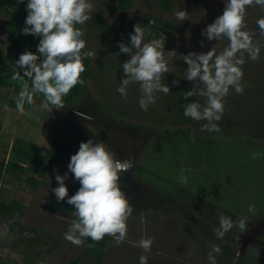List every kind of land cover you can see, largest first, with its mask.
<instances>
[{"label": "rangeland", "instance_id": "374dc122", "mask_svg": "<svg viewBox=\"0 0 264 264\" xmlns=\"http://www.w3.org/2000/svg\"><path fill=\"white\" fill-rule=\"evenodd\" d=\"M168 1L172 8L159 0H132L127 9L110 12L109 7L116 6L119 0L108 4L89 0L93 9L88 14L95 17L103 13L109 26L97 30L92 18L82 25L84 50L94 55L90 57L92 71L85 80L83 98L74 106L50 111L41 107L44 97L36 94L33 104L25 103V111L21 113L11 105L19 94L17 88L0 86V199L17 208L7 214L0 212V264H140L141 255L147 256V264H210L208 252L213 244L221 248L219 254L214 253L216 264H264L255 257L257 248L264 247L261 197L253 192L254 198L242 195L239 200L235 198L238 203L232 202V192L223 194L221 183L219 189L213 182H205L200 167L209 161L206 156L201 158L204 150L198 138L200 134L211 133L200 130L207 121L180 124L174 112L177 101L183 108L186 103L196 101L205 104L204 97L188 100L183 97L193 83L184 79L188 65L182 56L190 52L206 53L216 44L219 53L228 45L227 38L209 41L202 34L223 14L225 0ZM26 9L27 3L22 10L23 24L28 15ZM182 10L187 17L179 21L176 13ZM149 16L160 28L161 36L153 34L155 38L164 39L165 51H175L176 55L169 61V72L163 77L170 92L167 95L156 92V103L144 111L139 105L142 93L138 83L129 85L126 98L117 91L124 78L122 64L130 59L120 52L118 44L131 46V30L134 31L137 23L145 28ZM260 18H264V8L256 5L247 8L246 30L254 33V42H260V56L254 62L245 54L242 66L245 91L240 95L230 89L223 114L233 125V132L244 140L251 139L254 150L258 149L256 144L264 145V37L256 23ZM151 38L146 35L145 42ZM174 81L179 83L174 84ZM93 101L98 103L101 112L93 111ZM173 129L188 134L181 137L177 145L165 139L166 133ZM227 129L231 126H225L224 131ZM193 132L199 133L195 134L197 143L188 139ZM228 138L231 137L225 135L221 139L225 146L230 144ZM89 140L106 143L116 159L129 160L140 167L137 171L131 168L123 173L125 189H129L128 200L134 208L127 222V238L120 244L112 239L99 262L94 255L85 254V240L82 246H77L65 239L74 219L73 212L54 208L58 203L67 202V197L58 202L52 192L59 186L54 169H58L61 176L68 174L69 193L81 187L69 172L68 164L80 144ZM154 149L156 156L152 155ZM54 152L61 156L51 164L53 157L49 154ZM29 155L48 156L38 161L26 157ZM229 158L221 157L220 162L214 160L216 163L209 167L216 170L224 163L223 168L228 169L223 175L228 176L238 170L233 166L242 164L237 160L228 166ZM11 161L19 162L24 170L8 172L5 165ZM181 167L185 169L187 183H181L176 178L178 175L173 174L176 171L180 176ZM32 178L40 184L36 186ZM207 195L211 201L205 199ZM222 202L232 215L238 214L234 217L226 214L233 221L247 217L246 231L233 228L223 239L216 238L218 216L225 215L216 206L224 205ZM250 204L255 205V213H249ZM209 226L211 230L207 234ZM145 237L154 238L147 253L136 246Z\"/></svg>", "mask_w": 264, "mask_h": 264}, {"label": "clouds", "instance_id": "9594fccd", "mask_svg": "<svg viewBox=\"0 0 264 264\" xmlns=\"http://www.w3.org/2000/svg\"><path fill=\"white\" fill-rule=\"evenodd\" d=\"M19 2L23 3L24 0ZM253 5L264 8V0H225L223 14L209 24L202 34L209 41L227 38L228 45L219 53V45L216 44L206 53L190 52L182 56L188 65L184 79L193 83L192 89L183 93L184 99L196 96L206 98L204 105L198 101L184 105L185 117L195 121H207L201 131H220L215 122L222 119L225 98L230 89L240 95L245 91L246 86L242 83L245 54L254 62L259 59L260 42L253 41L254 33L246 30L245 23L246 10ZM92 9L93 4L89 0H28V15L22 34L42 37L37 46L41 56L26 50L16 61L11 78L21 81V90L16 99L19 112L24 113L25 103L33 104L36 94L44 97L42 108L50 111L54 108L63 109V98L77 84L85 83L81 79V74L86 71L83 60L94 53L82 52L86 41L82 39L83 31L76 25H83L91 19L88 13ZM186 17L187 13L183 10L176 13L179 21ZM152 23L154 22H149ZM256 23L260 35L264 37V18L258 19ZM146 35L152 37L147 42ZM130 39L131 46L123 42L118 44L120 52L127 54L130 59L122 64L124 78L117 91L126 98L129 85L138 83L142 93L139 105L142 110L147 111L149 105L156 103V92L165 95L170 92L163 77L169 72V61L175 57L176 52H166L164 39L155 38L139 23L134 25V33L130 34ZM24 77L31 79V88L24 82ZM178 83L174 81V84ZM191 138L194 140V132ZM259 155L254 153L253 158H258ZM132 167L129 160L116 159L106 143L93 140L82 142L79 151L71 156L68 164L69 172L81 185L71 197L66 187L68 174L61 176L58 169H54L59 186L52 189V192L58 202L68 197L67 203L75 208L74 219L65 233L66 240L82 246L84 238L99 242L107 235L116 244L127 238V222L132 217L134 208L122 192L118 181L120 174L122 178L123 173ZM184 171L181 167V175L178 177L181 183H187L188 178L183 174ZM255 210V205L248 206L249 213H255ZM218 220L219 226L214 233L217 239H223L233 228L241 232L247 230L245 216L233 221L231 217L220 214ZM153 242L154 238L145 237L136 246L147 253L150 252ZM220 252L218 245H211V251L208 252L210 264H216L214 253ZM140 264H147V256L141 255Z\"/></svg>", "mask_w": 264, "mask_h": 264}, {"label": "trees", "instance_id": "16d2710c", "mask_svg": "<svg viewBox=\"0 0 264 264\" xmlns=\"http://www.w3.org/2000/svg\"><path fill=\"white\" fill-rule=\"evenodd\" d=\"M101 3H110L112 0H98ZM161 4L166 5L168 8H172V4L169 3L168 0H159ZM132 0H119V3L116 6L109 7V11L113 12L114 10H124L127 9V7L130 5ZM28 3V0H24L23 3H20L19 0H0V86L4 87H15L20 92L21 90V81L13 80L11 77L14 75V68L16 61L19 60L20 55H22L26 50L31 51L33 54L37 56H41V54L37 50V46L42 39V37H37L33 35H23L22 29L24 28L25 24L22 23V10L24 6ZM93 26L97 30L106 29L109 26V23L106 21V18L103 13H98L97 16L91 17ZM154 22L155 20L152 17H148L146 22L148 25L145 27L148 29L152 34H157V36H161L160 28L158 25L152 23L149 24V22ZM91 25V22H90ZM77 28H80L82 30V25H76ZM131 33H134L133 29L131 30ZM83 39V37H82ZM131 42V39H130ZM129 46V45H128ZM82 52H85L83 49ZM83 63L85 65L86 71L81 74V79L84 81L90 76V73L92 71V59L90 57H85L83 60ZM19 71V69H16ZM21 75L23 73L21 72ZM24 82L29 84V87L31 88V79L28 77H24ZM85 83L83 85L77 84L70 93L63 98L64 107H71L74 106L77 102L81 101L84 94V87ZM43 97L42 94H39ZM18 97V96H17ZM17 97H14L11 101V105L13 107H17L16 99ZM176 109L174 112H177V119L179 120L180 124H184L187 122H192V118L185 117L184 116V108L181 106V103L178 101L175 103ZM150 108H153L150 107ZM92 109L95 112H101L102 110L99 109V105L97 102L93 101ZM156 113V111H155ZM157 115H162L158 111L156 113ZM154 115V114H153ZM156 115V116H157ZM218 124L220 131L219 132H211L207 136H203L200 134V137L198 138V141L194 138L195 143H201V147L203 148V153L201 158L206 156V160L209 162L206 166L200 167L201 170V177L205 182H213L219 189H221V186L219 185L221 183L222 185V193H230L232 192V202H239V198L242 195H247L248 197L245 198H254L255 193L258 192L259 198L261 197L262 204L264 203V145H259L258 149L254 150L252 149V145H254L253 142H251V139L244 140L242 139L238 134L233 132L234 129L231 122L225 117L222 116V119L218 122H215ZM226 123V124H225ZM225 126H231V129L225 130ZM170 128V127H168ZM174 130V129H173ZM231 130V131H230ZM172 131V130H170ZM168 131L166 133V138H169L168 143L171 142V145H177L180 143L181 137L184 135H188L184 132H182L180 129H175L174 131L170 132ZM195 134H199L198 132ZM242 133H240L241 135ZM190 135V134H189ZM193 135V134H192ZM228 135L231 137L229 139L230 144L226 146H230L229 149H225L226 146L223 143V136ZM259 137V136H258ZM257 138V137H255ZM264 138V137H263ZM188 139L193 140L190 137ZM258 139V138H257ZM259 140V139H258ZM262 140V139H261ZM193 142V141H192ZM14 152L15 147H14ZM254 153H259L258 158H253ZM158 153L155 151V149L152 152L153 156H156ZM53 157V159L50 161L51 164H54L56 161V158H60V154L58 152H54L53 154H49ZM48 156V155H46ZM45 157L41 156H35V155H29L26 157L34 158L38 161H44ZM230 156L228 160V166L230 165V162L234 161H242V164L239 166H233L238 167V170H234L232 174H228V176H224L223 173L228 169L223 168L222 165L225 166L224 163L218 167V169L214 170L213 168H210L209 166H213L214 163H216L214 160L220 162L221 157H227ZM242 159V160H241ZM212 162V163H211ZM4 167V164H3ZM244 169H241V168ZM5 168L8 172H14L16 170H24V167L19 165V162H8L5 165ZM135 171H137L140 167L139 165H133ZM226 169V170H225ZM189 170V169H188ZM179 171V170H177ZM216 171V172H214ZM173 174L178 175L179 173L176 171H173ZM175 178V181L177 179ZM126 177H122L118 183L121 187L122 192L126 194L127 199L129 198V189H125L124 180ZM36 186H38L40 183L34 178L30 179ZM243 183H246L248 186L243 185ZM253 188H251V187ZM246 188V189H244ZM189 190V189H186ZM255 192V193H253ZM76 192L69 193V197L74 195ZM244 193V194H242ZM203 196V195H202ZM229 196V194H228ZM210 195H207L205 199H210ZM224 197V196H223ZM237 197V201L236 198ZM68 199V197H67ZM224 205L219 206L217 204V209L222 210L225 215L230 216H238V214L234 213L233 215L230 213V209L225 206V203L222 202ZM260 204V200L258 201ZM131 204V203H130ZM261 205V204H260ZM264 204L262 205V207ZM56 209H61L65 213L73 212L75 211L74 206L69 205L66 201L62 203H58L54 206ZM14 210H17V208L13 207L11 204L5 203L2 199H0V212L7 214ZM228 210V211H226ZM256 211V210H255ZM207 228V234L210 233V226ZM86 243V251L85 254H92L95 256L97 261L99 262L108 247H110L112 238L110 236H105L101 241L96 242L91 240V238H84ZM258 249V253L255 254V257L257 259H261L264 262V247H261Z\"/></svg>", "mask_w": 264, "mask_h": 264}, {"label": "built area", "instance_id": "2783aa9c", "mask_svg": "<svg viewBox=\"0 0 264 264\" xmlns=\"http://www.w3.org/2000/svg\"><path fill=\"white\" fill-rule=\"evenodd\" d=\"M120 179H121V174H120ZM120 179H119V180H120Z\"/></svg>", "mask_w": 264, "mask_h": 264}]
</instances>
